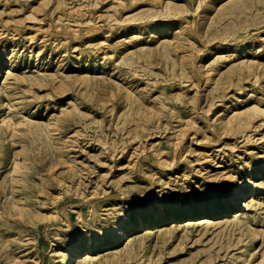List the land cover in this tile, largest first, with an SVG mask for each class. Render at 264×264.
<instances>
[{"label": "rangeland", "instance_id": "obj_1", "mask_svg": "<svg viewBox=\"0 0 264 264\" xmlns=\"http://www.w3.org/2000/svg\"><path fill=\"white\" fill-rule=\"evenodd\" d=\"M263 154L264 0H0V264H58L86 230L73 264H264V178L184 219ZM154 198L175 216L97 235Z\"/></svg>", "mask_w": 264, "mask_h": 264}, {"label": "bare ground", "instance_id": "obj_2", "mask_svg": "<svg viewBox=\"0 0 264 264\" xmlns=\"http://www.w3.org/2000/svg\"><path fill=\"white\" fill-rule=\"evenodd\" d=\"M66 28L68 27L66 26L62 28L61 26H56L54 29V32H56V34H62L65 41L68 40L70 33L65 30ZM46 31H47L46 36L54 35L53 29H50V27ZM155 31L156 32L154 35L157 36L165 34V31L163 29H157ZM63 44L67 45V42H64ZM78 60H80V58L77 56L75 58V61ZM3 119L4 118H1V120ZM249 120H250L249 116L241 117V119H239L238 121L235 122V124H233V128L244 130L245 122L247 123L249 122ZM10 124L12 125L13 122L10 121ZM218 149L220 150L221 148ZM243 167H244L243 165L240 166V168ZM255 168L257 167L250 166L249 169L244 172L242 178L238 180L237 183L239 187L234 192H232L231 195L232 203L224 204L219 208H216L210 212L203 210L190 211L184 215L185 216L184 219L189 220L192 219L193 217L201 216V215L230 214L231 212H235L237 210L243 209L244 205L246 204L245 197L251 194V191L253 193H257L256 188H253L256 179L264 178V168H257V170H254ZM172 207L173 206L171 205V203H167L166 201H162L154 198L144 212L133 214L130 217L126 214H123V217L120 218L113 225L112 231L111 230L106 231L103 230L101 227H98L96 230L97 235L101 239H108L109 237L113 236L115 237L113 238L114 240L112 242L114 245L124 244L134 232H138L144 227L159 226L161 223L167 221L170 218H173L175 216L174 213L175 210ZM93 242H97L96 240H94V234L90 230H86L84 234L81 236V238L78 240V245L76 247L67 246L66 249L60 252V255L59 252H57L56 247H53L52 255L54 256L59 255L62 257L58 264H73L78 257L87 254L89 255L90 253H92V248L89 245ZM53 245L56 244L54 243ZM110 245L111 244L108 241H104L101 244L102 248L104 249L108 248Z\"/></svg>", "mask_w": 264, "mask_h": 264}]
</instances>
